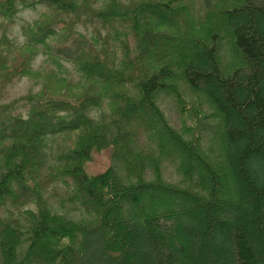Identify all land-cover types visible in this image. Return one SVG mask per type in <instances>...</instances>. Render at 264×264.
<instances>
[{"label": "trees", "instance_id": "16d2710c", "mask_svg": "<svg viewBox=\"0 0 264 264\" xmlns=\"http://www.w3.org/2000/svg\"><path fill=\"white\" fill-rule=\"evenodd\" d=\"M39 3L48 9L22 26L24 42L0 36V78L15 69L43 83L22 97L26 115L0 121L2 264H264V0H110L96 12L78 11L77 0H0V15L12 22ZM75 12L112 21L107 43L94 44L101 32L71 33ZM115 21L140 38L135 57L127 41L111 42L122 36ZM40 52L73 62L77 88L55 69L33 71ZM182 83L215 111L177 128L158 97L171 93L186 109ZM105 100L110 113L95 118ZM49 134L67 145L53 163ZM110 144L126 172L113 164L89 174L93 148ZM167 157L183 171L179 182L164 175ZM60 181L84 218L52 209L47 192Z\"/></svg>", "mask_w": 264, "mask_h": 264}, {"label": "rangeland", "instance_id": "374dc122", "mask_svg": "<svg viewBox=\"0 0 264 264\" xmlns=\"http://www.w3.org/2000/svg\"><path fill=\"white\" fill-rule=\"evenodd\" d=\"M80 6V10L78 11H89L96 12V10L102 9L110 2V0H77ZM199 6V4H197ZM48 6L44 3H39L36 6H21L19 12L14 17L12 22H6L3 16L0 15V36L7 34L16 42H24L26 39L25 34L23 33L22 26L27 21H32L38 18L42 12L46 11ZM91 15L86 17V14L73 13L69 16L70 32L75 33L77 31H82L83 33L90 36L94 33L101 32L102 40L97 43H94L96 47H98L101 43H107L106 39H110V37H106L108 31H115L113 28L112 21H109L110 27L107 28L101 21L93 19ZM123 21V19H121ZM76 21V23H74ZM122 21H115L116 28L120 31L121 35L119 38H112L111 42L122 43L127 41V44L131 45V57H135L136 53L139 51L140 38L137 36L136 32H130L128 36L122 32L121 30L126 29L127 27H122ZM126 22V21H124ZM62 25V23H61ZM222 48L223 58L229 60L232 58V53L230 51L229 45L225 44ZM100 48V47H99ZM100 50V49H99ZM12 57L8 61V68L13 69L10 66L11 61L16 58H19V62H21L23 55L22 52L18 51L16 54H11ZM62 65L58 63V65L47 58V55L43 52H40L36 58L30 61L29 65L31 69L35 72H43L44 69H55L57 78L64 77L68 79L71 83H73V88H77L76 79H78L79 74L77 72V68L73 62L68 60H61ZM243 61L239 60L235 65H242ZM229 69V70H230ZM23 71L13 70L11 74L12 77L2 79L0 78V111H3L6 106H11V109L7 112V114H1L0 112V121H7L11 118V116L16 113H24L27 114L28 105H26V100L22 97L28 96L31 91H39L42 89L43 83L40 77H36V75L30 73H22ZM141 72H133L132 73V81H130L126 88L131 94H138L139 86L137 84L138 78ZM72 79V80H71ZM186 83H182L181 87L183 90V94L185 97V105L186 109L182 110L181 105L178 103L177 99L173 94L168 92H161L158 97V103L165 112L166 116L169 118L170 122L176 126L177 128H183L184 124H195L200 117H204L203 113L205 112H214L215 108L210 104L207 97L205 95L197 96L195 92L189 88ZM141 94V91H140ZM201 108V110H196ZM105 109L107 113H110V104L108 100L103 101V106L94 107L91 110V114L95 118H99L102 114V111ZM205 118L202 119L204 122ZM204 139L208 141L210 139V132L204 129L203 131ZM147 141L146 136H140L136 141V147L143 145ZM118 148L116 144H110L101 149L93 148L92 156L90 159L86 160L84 163V167L89 174H98L109 166L116 164L117 169L120 173H125L126 170L120 160H116L114 158L115 149ZM67 150V145L63 140L61 134H49L48 135V147L46 149L48 153V159L50 163L56 162L59 155ZM178 163L172 161L170 157H167L163 161L164 175L167 179L172 180L174 182H179L184 178L183 171ZM148 177H152L151 169H148ZM71 186L65 182H58L54 187L50 188L47 192L48 199L52 206V209L59 213H65L70 215L73 218L80 219L86 216L85 211L78 208V204L68 199V195L71 192ZM162 204L166 203L164 200L161 201ZM0 264H2V257L0 254Z\"/></svg>", "mask_w": 264, "mask_h": 264}]
</instances>
